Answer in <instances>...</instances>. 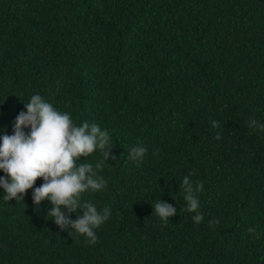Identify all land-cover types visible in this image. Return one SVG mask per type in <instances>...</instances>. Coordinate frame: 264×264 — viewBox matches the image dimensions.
Here are the masks:
<instances>
[{"label": "trees", "instance_id": "trees-1", "mask_svg": "<svg viewBox=\"0 0 264 264\" xmlns=\"http://www.w3.org/2000/svg\"><path fill=\"white\" fill-rule=\"evenodd\" d=\"M35 94L107 131L109 159L78 163L106 181L81 203L110 215L91 243L33 203L43 178L0 186V264H264V0H0V137Z\"/></svg>", "mask_w": 264, "mask_h": 264}, {"label": "clouds", "instance_id": "clouds-1", "mask_svg": "<svg viewBox=\"0 0 264 264\" xmlns=\"http://www.w3.org/2000/svg\"><path fill=\"white\" fill-rule=\"evenodd\" d=\"M26 111H21L15 118L13 134L0 137V169L7 175L0 177V186L6 195L5 200L23 199L27 190L33 188L38 178L44 183L35 187L32 193L33 203L39 208L41 201L49 200L52 207L48 214L61 230L71 227L80 234L96 240L94 228L99 227L110 215V209H103V214L90 203H81V194L88 191L102 189L106 185L103 177H97L93 165L78 163L81 157L87 158L99 148L104 152L105 159H109V135L106 130L85 122L76 126L68 113H60L50 103L35 94L25 104ZM252 121L251 125H255ZM216 126V121H213ZM25 129H30L28 132ZM217 139L220 135L217 134ZM146 149L138 146L132 150V158H142ZM116 159L115 155L111 157ZM102 167V162L95 165ZM184 199L187 210L196 213L192 219L199 224L203 215L198 212V200L194 191H200L202 185L193 188L189 177L182 182ZM155 213L167 221L177 213V208L171 204L157 202L154 204ZM83 210V215L76 220L70 219L71 213ZM254 229H249L253 232ZM70 235L72 233L70 232Z\"/></svg>", "mask_w": 264, "mask_h": 264}]
</instances>
